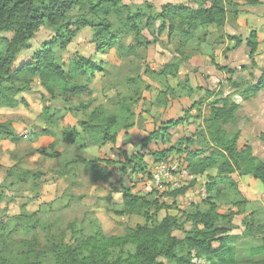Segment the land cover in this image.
<instances>
[{"label": "trees", "instance_id": "1", "mask_svg": "<svg viewBox=\"0 0 264 264\" xmlns=\"http://www.w3.org/2000/svg\"><path fill=\"white\" fill-rule=\"evenodd\" d=\"M241 1L240 4L232 0H189L185 4L168 3L158 10L148 2L144 7H137L126 4L124 0H0V110L16 109L21 104L27 106L24 100L18 99L19 96L33 93L39 85L44 104L40 119L46 125L45 128L36 127L30 136H21L12 122H0V142L19 145L27 138L31 142L49 138L52 142L48 147L35 149L34 152L51 160L64 156L58 147L66 144L67 148L80 153L62 162L57 172L59 177L71 180L77 176L78 168L83 167L93 184L108 183L113 177L110 168L116 163L84 156V151L90 147L115 144L120 132L136 125L134 106L142 98L141 75L128 77L126 85L130 92L119 95L116 112H108L103 106L94 107L96 99L92 88L97 74L107 72L105 64L94 63L76 54L66 68L63 53L81 31L89 28L99 52L109 54L110 50L116 49L122 61L134 57L146 63L147 56L139 53L138 48L148 49L166 37L167 44L174 48L175 60L156 72L146 67L144 74L175 79L183 62L198 54H187V49L194 42L197 41L198 46L205 44L208 36L225 27L231 14L238 18L241 7L255 8L264 4V0ZM232 10L235 11L232 13ZM43 28L52 32V38L34 51L30 60L18 64L22 51L29 48L30 42ZM145 33L152 41L144 37ZM129 39H132L131 45L126 44ZM230 39L238 44L243 42L240 37ZM247 44L251 51L249 58L256 64L257 35L249 38ZM252 79L242 93L234 82L235 93L224 96L222 91L208 92L207 99L199 100L193 106L192 110L197 111L194 118L203 122L196 133L204 135L208 145L203 149L195 148L199 136L184 143L187 149L194 148L186 152L188 169L196 176L216 170L223 178H209L207 198L202 204L192 205L179 211L178 215L168 213L158 221L161 211L169 212L176 204H162L153 195H135L124 187L122 181L110 184L115 192H118L115 185L119 184L123 194L122 209L111 211L119 217L140 216L145 221L144 225L127 229L123 237H107L94 225L93 234L89 237L82 235V229L73 228L72 243L66 241L65 233L56 236L47 233L44 241L40 242L41 209L29 213L27 206L40 198L45 183L44 174L20 170L18 163L9 168L5 182L16 180L7 187L27 184L30 179L39 183L32 185L30 193L35 196L22 206L19 215L0 216V264H264V209L243 199L237 185L229 178L239 173L260 180L264 186V160L254 154L249 143H241L240 129L232 130L238 122L241 108V103L234 101V96H242L244 102L257 98L264 90V68L259 78L253 75ZM168 91L175 98L195 94L189 82ZM207 101L210 116L204 118L200 109ZM53 102H61L64 110L76 117L81 114L78 124L66 125L65 114L53 107ZM181 123L170 122L167 127L154 132L144 141L143 150ZM261 136L264 137V130ZM173 150L157 153V161L168 159ZM138 166L139 169L134 168V173L138 170L145 172L142 163ZM222 182L225 187L219 189ZM186 191L171 194L174 202ZM8 201L3 184L0 186V206ZM219 203L237 210L224 216L218 211ZM250 212L242 222L243 236L260 239L262 244L251 249L249 259L244 260L238 257L228 235L232 227L221 225L226 223L231 226L234 216ZM182 218L185 224L192 225V229L185 230L183 238H179L174 233L183 226ZM21 231L32 236L15 242L14 236Z\"/></svg>", "mask_w": 264, "mask_h": 264}, {"label": "crops", "instance_id": "2", "mask_svg": "<svg viewBox=\"0 0 264 264\" xmlns=\"http://www.w3.org/2000/svg\"><path fill=\"white\" fill-rule=\"evenodd\" d=\"M188 1L189 0H168L163 3V5L168 3L185 4L188 3ZM87 29L83 30L86 34L84 37L80 35L82 33L81 31V33L77 36L73 43L68 47L67 51L63 53V57L70 53L71 48L76 47L78 50L75 54H73V57L71 59H73L75 55L78 54L86 59L92 60L94 63H103L106 65L108 63L107 61H105V56L107 54L101 53L97 50L96 46L93 43V32L91 29H89L90 31H87ZM222 35H224V38L221 41L218 40L220 42L215 43L214 46L211 45L213 46V52L211 51L206 54L203 53L202 55L197 54L183 62L180 72L175 79L170 78L169 76L155 78L144 73L141 74V89L143 91L142 98L139 103L134 106V113L137 116L136 125L127 131L120 132L115 144H107L99 148L90 147L84 151L87 156H89L88 154H90L89 157L109 159L116 163L114 167L110 168L113 177L108 183H105V185L110 186L111 183H115V176L120 174L116 182L122 181L125 188L130 189L133 194L138 195V191L135 189L136 185L139 184L143 175L150 174L154 170L156 164L161 162L157 161L158 155L156 154L162 151H170L171 149H174L173 153L165 161H167L168 163L179 162L181 163V166L186 165L188 167L186 150L182 151L180 149L181 146H174L175 138H171V135L173 134V131H176L178 129H187V135H191L196 133V130L203 125L202 120H196L194 118L197 112L196 110H192L194 104L199 100L207 99L208 92H213L217 89H220L221 86L225 88L227 84H231V87L233 83L232 79H236L237 77L244 78L248 72H252L256 78L260 77L261 69L264 68V5L255 8H243L242 12L239 14L238 18H236L235 22L231 23V21L228 19L225 27L222 30L214 33L213 36L211 35V37H209V40L213 42L214 37L220 38ZM253 35H257V41L259 43V46L254 57V61L257 66L253 71H251L250 68L249 70L247 68L250 64L249 55L251 52L247 44V39L253 37ZM227 36H231L232 38L240 37L243 42L238 44L237 41L234 39L231 40L229 38L228 40ZM163 40L167 42L166 37ZM208 42L209 43H207V49L212 50V47H208L210 46V41ZM126 44L131 45L132 39L127 40ZM159 51L161 54V61L159 62L161 64L160 69H162V67L166 64H171L175 60L176 54L172 45L164 44V47ZM224 52L226 55L223 54ZM93 55L95 56L93 57ZM71 59H67V63ZM149 59H152L151 54L149 56ZM239 67H242L240 71H238ZM244 67H246V69ZM153 70L157 69L154 68ZM231 71H235V73ZM106 73L107 72L101 73L99 75L101 76L100 78H98L97 75L96 80L92 86V88H96V85L99 84L98 81L102 80L103 82L101 83L102 89L98 93H96L97 99L94 107L96 108L99 106H103L108 112L114 113L116 112L117 105L119 103V95L128 94L130 90L127 85L126 88L128 91H126V93L121 92L117 88L107 87L106 82L110 81L106 78ZM185 82H189L192 89L195 91V94L192 97L182 96L180 98H175L170 95L168 89L175 88L176 86L182 85ZM235 91L236 90L232 87L231 90H225L224 95H231L235 93ZM31 94L33 93H24L20 95L18 99L20 101L24 100L28 104V100L26 98L31 96ZM263 96L264 90L260 92V94L257 96V98H255V100H258L259 103L264 102ZM206 104V108H204L202 111L204 118H208L210 116L209 102L207 101ZM21 106L24 105L21 104L18 108H20ZM242 109L243 106H241L238 112V117ZM245 112L246 117L244 118V123L246 124V126H253L252 128L261 130L257 133L254 140L251 141V139L247 137L244 133L246 126H241V143H249V145L253 148L254 154L260 159L264 160V137L261 136V133L264 130V124H262L264 123V104H260L258 107L251 106L250 108L245 109ZM64 114L74 116L70 111H66V113ZM80 119L81 118L76 119L77 124ZM177 121H182V123L179 126L174 127L168 131L167 134L169 135V137L166 134L159 140H153V142L149 144L148 148L153 150L152 152L148 151L147 149L143 150V148L138 151L139 145L143 143L148 137H150V135L167 127L168 123ZM195 126H197L196 129ZM39 127L45 128L46 125L45 123H43ZM16 131L18 132L17 129ZM158 144L161 146L162 149H152L153 145ZM61 146H64L66 149L68 147L66 144H61L58 148H60ZM182 148L184 149L187 147L186 145H184L182 146ZM178 150L181 151L179 152ZM192 150H194L193 147L190 148L189 151ZM95 151H98L99 155L95 154ZM136 159H139L143 166L145 168L147 167L148 171L145 169L146 172H142V174L140 175V179L136 181L137 184L130 183L128 187V185H126V183L124 182L123 177L127 176L129 169L133 173V176H137V173H134V168L138 167L139 169L138 165H140L141 163H137ZM58 171L59 170H50L49 173H51L53 177H55V180H62L63 178L59 177V175L57 174ZM45 173L46 176L44 177V180H46V178L48 179L49 174L48 172ZM128 177L129 179H131L129 173ZM209 178H216L217 180L223 179L218 176V172L216 170H211L210 173L208 171L204 175L199 176L192 174L190 185L187 188V191L185 192L188 195L186 196L187 198H185L186 194H183L176 200H179L181 202H184L186 200H191L193 202L194 200L196 202L201 203L200 193L203 190H206V184L209 181ZM229 178L237 185L238 190L243 199L254 205L256 204L257 206L262 207L264 209V186L260 180H257L252 176H243L239 173L230 175ZM46 185L47 182L44 183L42 190ZM218 187L219 189H223L225 187L224 182H222V184H220ZM116 193L120 196L119 201L116 203L118 204L119 208L122 209L123 194L120 193V191ZM41 197L42 194L40 198L35 201V203L39 202ZM170 202L173 203L174 198H172L169 203ZM4 204H7V202ZM32 204L33 203L30 202L27 208H29V206ZM218 206L219 213L224 216L229 215L231 212H235L237 210L236 208H233L230 205H225L221 203H219ZM164 211L166 212V210H163L159 213V215L161 216L162 212ZM167 214L168 213L166 212V215ZM249 214H251V212L247 215L234 216L231 226L226 223H223L221 225V227L224 228L232 227V230L228 233V235L231 237L232 244L237 249L238 257L244 260L249 259V253L251 249L260 247L262 244L260 239L243 236L244 228L242 226V222L245 216H248ZM163 218H161V220Z\"/></svg>", "mask_w": 264, "mask_h": 264}, {"label": "rangeland", "instance_id": "3", "mask_svg": "<svg viewBox=\"0 0 264 264\" xmlns=\"http://www.w3.org/2000/svg\"><path fill=\"white\" fill-rule=\"evenodd\" d=\"M126 4L130 6H137V7H144V5L148 2L155 6L156 9L160 10L163 3H165L168 0H124ZM233 2H239L242 3L241 0H232ZM264 5V4H263ZM263 7V6H262ZM245 7H241V10H243ZM235 10H232V13ZM229 20L231 23L235 22L236 18L233 14L229 16ZM87 31H90L87 29ZM87 33V32H86ZM81 36H85V32L82 31L80 34ZM53 34L51 31L43 28L39 31L37 36L30 42L29 48L22 51L20 54L18 60V64L21 62H25L30 60L31 56L33 55L34 51L38 50L42 44L52 38ZM88 36V35H87ZM213 36V34H212ZM144 37L146 39H149L152 41V38L149 36L148 33H145ZM203 37V36H202ZM208 36L206 38V43L201 44L198 46V42H194L188 49L187 54H200L203 53H209L213 52V46L215 43L220 42L224 35H222L220 38L214 37L213 42L209 40ZM231 36H227V39L229 40ZM165 37H163L160 42L156 45L150 46L148 49H139V53H142L143 56H147V61L144 63L142 60H138L134 57L128 58L125 61H122L121 58L117 56L116 49L110 50L109 54L105 56V61L108 63L105 65V68H107L106 78L110 82L107 83V87L109 88H117L121 92L126 93V81L128 77L135 78L138 75H141L144 73L145 68L149 69V71H159L161 64L159 63L161 61V54L160 49H162L165 45H168L165 40H163ZM220 40V41H218ZM248 40V39H247ZM210 41V46L212 47V50L207 49V43ZM209 45V44H208ZM213 45V46H211ZM151 48V49H150ZM174 49V48H173ZM78 49L76 47L71 48L70 53L65 55V57L62 56L63 62L66 64L67 68V59H71L73 57V54L76 53ZM151 54L152 59H149V56ZM215 54V50H214ZM224 55L225 52L223 53ZM95 55H93L94 57ZM92 57V58H93ZM99 58V57H98ZM96 58V59H98ZM256 64H253L250 60V64L247 67L251 71H253L256 68ZM218 67V65H217ZM246 67H244L246 69ZM156 68L157 70H153ZM242 68V67H241ZM239 67L238 71L241 70ZM235 73V71H231ZM101 73L97 74L98 78ZM254 74L252 72H248L247 75L242 77H237L236 79H232L233 83H237L239 86V93H242L247 83L251 82L252 76ZM99 84L96 85V88H93L95 91L94 98L97 99V94L102 89V80L98 81ZM113 83V84H112ZM232 83V85H233ZM113 85V86H112ZM231 84H227L224 87H220V89H217L213 92L219 93V91H222L224 93L225 90H231L232 86ZM225 94V93H224ZM225 96V95H224ZM39 85H37L34 89L33 94L31 96L27 97L28 100L27 106H21L20 108L16 110H9V109H2L0 110V122H12L14 128L18 130L20 135H28L30 136L32 131L36 127H39L44 122L41 121L40 115L43 113L44 104L41 98ZM264 97V96H263ZM254 100V101H253ZM248 102L243 101V97L240 95L234 96V101L241 103V106H243V109L241 110V113L238 117V122L236 125L232 127L233 131H237L238 129L242 128L241 126L246 124L244 123L245 115V109L252 107H258L260 104H264V102H260L258 100L253 99ZM207 104L200 109L203 111L204 108H206ZM53 107H57L59 111H61L62 114H64L66 111L64 110L65 106L61 102H53ZM55 109V108H54ZM255 109V108H254ZM77 118H82L81 115H78L77 117L71 116L69 114H65V121L64 123L66 125H77ZM264 124V123H262ZM246 126L245 127V135L251 139V141L254 140L255 136L261 129H255L252 127ZM197 126H195V129ZM261 128V126H260ZM188 130L187 129H178L176 131H173V134L171 135V138H175V145L176 147L181 146L180 149L189 151L190 149L182 148L184 146V143L192 139L193 137H198L199 140L195 143V148L203 149L205 148L208 143L206 137L201 135L200 133H194L191 135H187ZM52 142L49 138H42L37 142H31L29 141V138L25 139V141L19 145H13L8 141L0 142V186L3 184L5 185V192L7 193V196L9 198V201L7 204H2L0 206V216L3 214H7L9 216H16L21 213L22 206L29 203L31 197H34L35 194L30 193V190L32 189V185L37 184L39 182L34 181L30 179L27 184H17V186H14V188H11L9 185L12 181L14 182L16 179H10L9 181H6V175L7 170L14 165L19 164L18 167L20 170H29L33 172L43 173L44 177L46 176L45 172H48L50 170H60L62 162L65 159H71L72 157L76 156L80 152L69 148H65L64 146H61L58 148L59 152L64 153V156L60 159L51 160L47 159L45 157H41L38 154L34 152L35 149L43 148L49 146V144ZM143 143L139 145L138 151L143 148ZM162 149L161 146L153 145L152 149ZM144 149H147L148 151L152 152L153 150L149 149L148 146H145ZM183 153V152H182ZM13 154L15 157H13ZM95 154L99 155L98 151H95ZM185 154V153H184ZM90 156V154H88ZM84 156H87V154L84 153ZM87 156V157H89ZM104 159V158H100ZM149 161V160H148ZM20 162V163H19ZM136 162H140L139 159H136ZM163 162V161H162ZM166 162V161H164ZM150 163V162H148ZM147 165V164H146ZM152 166V165H151ZM149 167V165H148ZM147 171V167L145 168ZM129 175L131 176V179L128 177V173L126 177H123L124 182L126 185L132 183L135 184L136 181L140 179V175L142 172L138 170L137 176H133V173L131 170H128ZM146 172V171H145ZM211 171H209L210 173ZM20 173V172H19ZM77 176L75 178L70 179H62V180H55V177L51 173L48 174V179L46 178L45 183L47 182V185L42 190V197L39 202L33 204L27 208V211L29 213L37 212L41 209L39 218H40V224L41 229L38 231V237L40 242H43L47 233H51L53 235H59L64 234L66 235V241L73 242V235L72 231L73 228L82 229V235L85 237H89L93 234V227L95 225L101 229V231L107 236V237H123L126 234L127 229L135 228L137 225H144V219L140 216H133V217H119L115 215L111 210L114 208L120 209L118 204L116 202L119 201L120 196L112 190V188L105 184H93L90 177L86 174V172L83 170V167L78 168V171L76 172ZM118 174V173H117ZM146 174V173H145ZM120 175V174H119ZM119 175L115 176V183L119 178ZM144 176L140 180L139 184L136 185L135 189L138 192H141L142 190V182L144 180ZM8 182V183H7ZM7 183V184H6ZM116 191H120V185L116 184ZM134 189V188H133ZM137 192V193H138ZM186 194V193H185ZM187 194L185 195V198H187ZM81 197H84L82 200H80ZM173 197V196H172ZM193 200V199H192ZM189 202L190 200H186ZM192 202V201H191ZM182 203L181 201L177 200L174 203H168L167 205H173L176 204V207H173L169 212L171 215H178L179 211L182 210ZM203 202H196L193 200L192 205L202 204ZM191 205V206H192ZM191 206H188L189 208ZM205 206L203 207V209ZM257 208V207H255ZM166 212H162L161 216L158 215L157 220H161L166 215ZM184 218L181 220V224H183L180 229L175 231V235L179 238H183L184 231L192 229V225L185 224ZM37 233V232H36ZM35 233V234H36ZM32 235H28L26 232L21 231L18 234L14 236L15 242H22L26 239H30Z\"/></svg>", "mask_w": 264, "mask_h": 264}, {"label": "built area", "instance_id": "4", "mask_svg": "<svg viewBox=\"0 0 264 264\" xmlns=\"http://www.w3.org/2000/svg\"><path fill=\"white\" fill-rule=\"evenodd\" d=\"M180 164L179 162L168 163L167 161L156 164L154 170L149 175L144 176L141 184L142 190L137 194L142 196L153 195L160 203L168 204L173 198L171 194L187 189L192 179L188 167ZM206 198L207 192L203 190L200 193V201L202 202ZM191 205V200L189 202L184 201L181 208L184 211Z\"/></svg>", "mask_w": 264, "mask_h": 264}]
</instances>
